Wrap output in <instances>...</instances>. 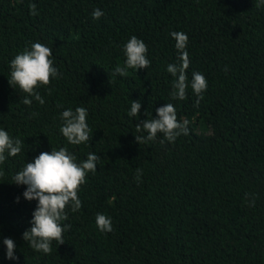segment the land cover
Wrapping results in <instances>:
<instances>
[{
  "label": "trees",
  "instance_id": "trees-1",
  "mask_svg": "<svg viewBox=\"0 0 264 264\" xmlns=\"http://www.w3.org/2000/svg\"><path fill=\"white\" fill-rule=\"evenodd\" d=\"M36 5L30 12L29 4ZM259 4V6H257ZM104 15L96 20L92 13ZM173 31L188 36L187 99H173L169 64H179ZM135 35L150 68L124 67ZM39 42L52 49L56 78L30 106L9 84L10 62ZM200 72L207 90L191 88ZM140 101L139 118L128 116ZM171 103L188 135L139 144L135 125ZM87 109L92 139L69 144L61 114ZM146 112L148 115H146ZM0 128L23 141L0 170V264H264V4L259 0H0ZM66 147L76 162L100 156L67 208L65 243L51 254L22 239L37 201L14 175L41 152ZM142 172L137 181L136 169ZM19 197V202L17 198ZM255 199L254 207L249 206ZM97 214L111 218L101 232ZM4 238L14 240L6 257Z\"/></svg>",
  "mask_w": 264,
  "mask_h": 264
},
{
  "label": "clouds",
  "instance_id": "clouds-1",
  "mask_svg": "<svg viewBox=\"0 0 264 264\" xmlns=\"http://www.w3.org/2000/svg\"><path fill=\"white\" fill-rule=\"evenodd\" d=\"M264 4V0H259ZM259 6V4L257 5ZM30 12L33 15L36 12V5L29 4ZM104 13L100 9H95L92 13L93 19H100ZM172 38L176 41L175 48L178 55L179 64H169L167 71L176 79L172 82L174 91L171 93L173 99H187L188 76L187 69L190 66L189 53L186 51L188 36L184 32L173 31ZM124 54L126 56L125 66H117L115 74L126 75V70L150 68L151 61L147 58L148 47L146 43L135 35L124 45ZM9 84L18 85L27 95L23 99L25 105L30 106L34 97L41 105L45 103L42 96L36 89L40 86H48L52 78L58 75V69L54 66L52 49L39 43L31 44V48H25L17 54L10 62ZM208 84L205 76L200 72L192 73L191 88L198 97L197 105L200 99H203L202 93L207 90ZM141 109L140 101H132L128 116L139 118ZM158 118H151L141 121L135 125L137 133L147 132V135H135L136 141L148 143L155 141L158 134H163L164 140L175 142L180 135H188V122H180L177 118L176 108L167 103L156 109ZM146 115L148 113L146 112ZM87 109L77 107L75 111L67 109L62 112L61 119L63 126L60 132L72 145L87 143L92 139V130L87 124ZM23 141L13 139L6 130L0 128V164H3L7 157H15L22 150ZM100 156L95 153H89L87 159L81 163L76 162V156L68 151L66 147L50 152H41L32 162H27L26 166L17 172L13 179L17 185H25L26 190L23 196L26 200H36L38 203L32 214L30 221L31 227L22 234V239L29 243V246L36 252L51 254L52 242L56 241L58 245L64 244V232L70 228V225H62V221L68 219L67 208L70 206L72 212H77L82 208V201L79 199L78 192L80 187L86 183L89 172L95 174ZM137 181L140 180L142 172L136 169ZM4 173L0 170V176ZM19 202V197L17 198ZM253 198L249 206L254 207ZM96 226L101 232H112L113 225L110 217L104 214H97ZM3 244L7 248L6 257L10 260H18L14 250L15 242L11 238H4Z\"/></svg>",
  "mask_w": 264,
  "mask_h": 264
}]
</instances>
